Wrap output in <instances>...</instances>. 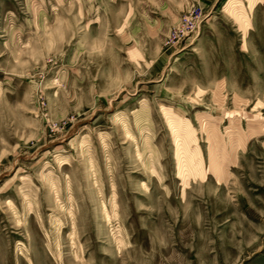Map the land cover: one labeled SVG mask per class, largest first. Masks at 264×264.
I'll list each match as a JSON object with an SVG mask.
<instances>
[{
	"label": "rangeland",
	"instance_id": "rangeland-1",
	"mask_svg": "<svg viewBox=\"0 0 264 264\" xmlns=\"http://www.w3.org/2000/svg\"><path fill=\"white\" fill-rule=\"evenodd\" d=\"M0 264H264V0H0Z\"/></svg>",
	"mask_w": 264,
	"mask_h": 264
},
{
	"label": "built area",
	"instance_id": "built-area-1",
	"mask_svg": "<svg viewBox=\"0 0 264 264\" xmlns=\"http://www.w3.org/2000/svg\"><path fill=\"white\" fill-rule=\"evenodd\" d=\"M200 16V12H197V14H195V12H191L190 14L183 16L181 24L178 26L177 30H175L176 35L188 36L198 30L197 19Z\"/></svg>",
	"mask_w": 264,
	"mask_h": 264
}]
</instances>
